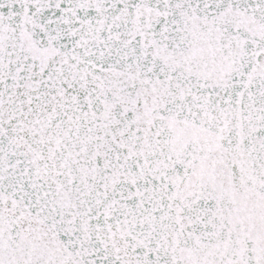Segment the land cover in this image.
Segmentation results:
<instances>
[{"label":"snow or ice","instance_id":"obj_1","mask_svg":"<svg viewBox=\"0 0 264 264\" xmlns=\"http://www.w3.org/2000/svg\"><path fill=\"white\" fill-rule=\"evenodd\" d=\"M0 264H264V0H0Z\"/></svg>","mask_w":264,"mask_h":264}]
</instances>
